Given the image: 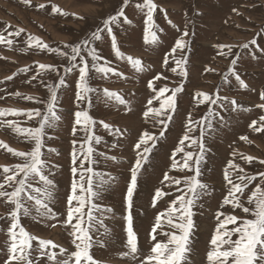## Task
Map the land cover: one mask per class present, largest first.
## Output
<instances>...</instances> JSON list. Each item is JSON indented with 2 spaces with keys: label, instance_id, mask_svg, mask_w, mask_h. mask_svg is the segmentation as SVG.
Returning <instances> with one entry per match:
<instances>
[{
  "label": "rangeland",
  "instance_id": "rangeland-1",
  "mask_svg": "<svg viewBox=\"0 0 264 264\" xmlns=\"http://www.w3.org/2000/svg\"><path fill=\"white\" fill-rule=\"evenodd\" d=\"M154 2L158 5L154 13L158 44L144 43V17L135 8L136 0H132L131 6L125 9L131 23L113 26L121 51L133 58L141 59L145 71L136 73L126 61H117L111 51L110 38L107 36L100 41H93L91 45L97 49L100 56L111 62L112 67L123 72V78L110 75L108 79H102L93 73L95 78L90 81V86L100 89L101 92L107 88L119 93L128 102L129 111L123 105H116L114 101L106 104L102 97L97 99L96 94H89L92 98L90 107L87 101L78 102L76 81L79 73L78 70L64 73V68L69 66L67 57L59 56L55 52L25 50V41L30 34L52 48L70 51L64 46L89 39L101 21L115 14L121 7L122 0H31V6H25L21 0H0V31L7 35L6 28L8 31L18 28L25 30L19 37H13L14 45L11 48L0 45V97H3L0 99V108L21 110L39 108L43 111L49 96L44 85H55L60 77H64L66 82V86L57 90V111L61 120L54 130H47V135L52 138H45L44 149V158L57 166L50 177L56 186L55 199L50 206L58 214V220L46 221L35 215L21 217V224L27 232L74 250L69 235L70 229L66 230L61 223L66 216V196L73 179L70 171L72 141L73 139L79 141L83 137L82 132H78L75 137L72 135L73 113L78 107H88L90 115L97 122L104 121L123 132V135H110L99 123L94 129L95 134L102 137L101 143L94 146L96 149L94 159L97 161L94 168L115 177L114 182L97 201L102 206L112 209L105 220L109 231L107 246H95L91 250V254L100 264H139V260L133 261L119 255L127 250L124 247L126 225L123 217L128 214V209L124 197L131 178L130 167L135 161L133 150L135 142L145 130L159 135L158 129L153 128L150 121L146 123L142 115L148 99L154 95L147 86L148 82L158 74L160 79L153 80L157 90L165 86L171 89L182 84L183 91L176 97V107L171 112L173 118L168 122L164 137L158 139L154 151L150 154V161L138 174L137 187L133 193V207L130 211L140 249V259L147 255L152 246L153 241L149 233L155 216L164 211L177 194L173 191L171 195L158 200L156 207L151 205L155 190L158 187L164 188L160 182L163 174L169 171L171 163L169 157L185 132L188 114H192L193 120H199L207 111V104L197 106L194 99L197 92L212 95L219 91L220 96H226L229 100L235 99L240 108L231 111L229 104V110L221 113L224 117V126L221 127L218 121L214 122L216 131L205 136L204 160L200 168L201 179L209 186L210 194L203 197L193 209L195 227L190 235L191 251L187 264H207L206 253L216 226L214 216L227 194L223 170L228 160L233 159L249 174L264 171V165L258 163L259 160H264V133H256L249 128L253 120L259 121V117L264 115V110L257 107L258 104L264 103L260 100V93L264 91V53L258 50L264 49V0H154ZM40 4H44L45 8H39ZM52 5L59 6L69 15H52ZM233 9L237 11L233 12ZM197 12L199 15H196ZM186 23L190 31V36L185 38L188 40V47L184 53L178 51L176 56L187 57L185 65L187 75L180 77L171 71V68L176 67L174 61L170 58L165 65L164 57L180 37ZM9 25L11 28H8ZM254 38L257 40L258 48L257 45H250L248 50L240 47ZM217 45L232 46L233 52L238 54L236 70L247 88H240L234 78H231L230 84L224 82L222 74L227 71L230 61L237 57L219 56ZM252 50H255V59L250 54ZM83 55L87 57V53ZM88 59L90 61V57ZM38 63L54 65L58 72H49L43 83L39 79L31 81ZM26 67L30 71H21ZM206 68L211 71H205ZM10 76L12 79H7ZM17 92L21 97L32 95L44 103L26 101L12 95ZM165 95H170V92ZM153 106L159 107V102L154 100ZM5 119L18 120L24 127L36 126L35 121L23 123L25 117L9 116ZM192 135L199 136V132ZM241 136H247L248 141H241L239 139ZM0 142L17 151H28L31 147L30 143L5 128H0ZM76 147L79 149V144ZM48 148L55 149V152L48 153ZM234 150L239 154L236 157L232 156ZM100 153L116 159H105V156L99 155ZM240 155L256 159L252 164H246ZM181 156L182 154H178L177 159L179 160ZM19 162L21 161L18 158L0 149V166H12ZM169 174L181 177L190 173L172 171ZM254 186L255 184L251 185L250 189ZM164 190L168 191L167 188ZM220 210L226 214L244 216L240 210L233 211L230 206ZM7 212L5 205L0 203V216H6ZM54 223L56 227L51 226ZM7 227V221L0 219V264H4L7 258L5 250ZM164 230L169 231L167 228ZM165 239L162 235L157 236V240ZM42 264H47V261H43Z\"/></svg>",
  "mask_w": 264,
  "mask_h": 264
},
{
  "label": "snow or ice",
  "instance_id": "snow-or-ice-1",
  "mask_svg": "<svg viewBox=\"0 0 264 264\" xmlns=\"http://www.w3.org/2000/svg\"><path fill=\"white\" fill-rule=\"evenodd\" d=\"M21 2L25 6H31V0H21ZM131 3L132 0H122L121 7L115 14L104 18L89 39L64 46L70 51L52 48L40 38L30 34L25 41V50L55 52L59 56L67 57L69 66L64 68V73L68 74L74 70H78L79 73L76 81V100L78 102L87 101L90 107L92 98L89 94H96V98L101 99L102 97L106 104L114 101L116 105H123L130 111L128 102L119 93L107 88L101 92L100 89L91 87L90 81L95 78L93 73L102 79H108L110 75L123 78V72L112 67L111 62L100 56L97 49L91 46L93 41H100L105 36L110 38L111 51L117 61H126L136 73L145 71L141 59L133 58L121 51L114 34L113 26L118 27L122 23H131L125 12ZM38 7L45 8V5L40 4ZM135 8L144 17V43L147 45L158 44V29L154 21V13L158 5L154 0H136ZM232 11L236 12L237 10L233 9ZM51 14L69 15L57 5H52ZM72 15L75 16V14ZM196 15H199V12ZM169 24H171L170 20ZM172 26L175 27V25ZM8 28L11 26L9 25ZM5 31L7 35L4 31H0V45L11 48L14 45L13 37H19L25 30L18 28L8 31L6 28ZM189 36L190 31L186 23L180 37L176 39L170 52L164 57L165 65L168 64L170 58L174 61L176 67L171 68V71L180 77L187 75L185 67L187 57L181 55L180 58H177L176 54L178 51L184 53L187 49L188 40L185 38ZM250 45H257V40L254 38L240 47L248 50ZM216 47L218 55L221 57H237L230 61L227 71L222 74L224 82L230 84L231 78H234L240 88H247L236 70L239 57L237 53L233 52L232 46L217 45ZM258 50L264 53V49L258 48ZM83 53H87V57ZM250 54L254 59L256 58L255 50L250 51ZM88 57H90V61ZM21 71H30V69L26 67ZM205 71H211V69L206 68ZM49 72H58V69L54 65L38 63L35 74L31 76V81L39 79L43 83L44 77ZM7 79L10 80L12 77ZM159 79V74L153 78V80ZM153 80H150L147 86L154 95L148 99L142 115L146 123L150 121L152 127L158 129L159 135L145 130L139 135L133 146L135 161L130 167L131 178L124 197L128 209V214L123 217L126 225L124 247L127 250L119 255L121 258H129L133 261L139 260V264H187L191 251L190 235L195 227L193 209L203 197L210 194L209 186L201 179L200 168L201 162L204 160L205 136L216 131L214 122L218 121L221 127L224 126V117L221 113L229 110V104L231 111H237L240 106L235 99L229 100L226 96H220L219 91L212 95L203 92L195 94L194 99L197 106L207 104V111L199 120H193L192 114H188L185 132L169 157L171 161L169 171L163 174V179L160 182L168 191L158 187L152 197L151 205L156 207L158 200L171 195L173 191L177 194L169 202L167 208L155 216L149 233L150 239L153 241L152 246L147 255L140 259V249L136 233L133 230V217L130 211L133 207V193L137 187L138 174L150 161V154L154 151L158 139L164 137L168 122L173 118L171 112L176 107V97L183 91L182 84L171 89L165 86L157 90ZM44 86L47 87L49 96L43 111L39 108L28 110L0 108V128L10 130L31 144L28 151H17L0 142V149L6 150L21 161L12 166H0V203H3L8 209L6 216H0V219H5L8 223L5 244L7 258L4 260V264H42L45 260L47 264H100L91 254V250L95 246H107L109 231L105 220L112 209L102 206L97 201L106 188L114 182L115 177L110 173L96 171L94 168V164L97 162L94 159L96 153L94 146L99 145L102 140L101 136L95 134L94 129L99 123L110 135H123V132L104 121L97 122L90 115L88 107H78V110L73 113L72 135L75 137L78 132H82L83 137L79 141L76 139L72 141L70 171L73 179L66 196V216L63 217L61 223V226L66 230L70 229L69 235L72 238L71 244L74 250L57 245L51 240L36 237L27 232L21 224V217L32 215L46 221L58 220V214L50 206L55 199L56 187L50 177L54 174L53 169L57 166L44 158V149L46 147L45 138H52L47 135V130H54L61 120L57 111V90L66 86L65 78L60 77L59 82L55 85L45 84ZM169 92L170 95L166 96L165 94ZM12 95L34 103H44L32 95L21 97L18 92ZM154 100L159 102V107L153 106ZM260 100L264 101V91L260 93ZM257 107L264 110V103L258 104ZM9 116L25 117L23 123L35 121L36 126H21V122L18 120L5 119ZM249 128L253 132L264 133V115L259 117V121L253 120L249 124ZM194 132H199V136H193ZM239 139L248 141L247 136H241ZM77 144H79V149L76 147ZM47 152L53 153L55 149L48 148ZM178 154H182L179 160L177 159ZM99 155L105 156L104 153ZM237 155L239 154L234 150L232 156L236 157ZM240 158L246 164H252L256 159L247 155H240ZM105 159L115 160L116 158L105 156ZM258 163L264 165V160H259ZM172 171L179 173L187 171L190 174L175 177L169 174ZM223 179L227 187V194L223 197L220 208L214 216L216 226L209 241V250L206 253L207 264H264V171L249 174L233 159H230L223 170ZM253 184L255 186L250 189ZM225 206H230L233 211L240 210L244 216L226 214L220 210ZM51 226L56 227L57 225L54 223ZM165 228L169 231H165ZM158 235H162L166 239L157 240ZM55 249L59 251H54Z\"/></svg>",
  "mask_w": 264,
  "mask_h": 264
},
{
  "label": "bare ground",
  "instance_id": "bare-ground-1",
  "mask_svg": "<svg viewBox=\"0 0 264 264\" xmlns=\"http://www.w3.org/2000/svg\"><path fill=\"white\" fill-rule=\"evenodd\" d=\"M221 188V187H220Z\"/></svg>",
  "mask_w": 264,
  "mask_h": 264
}]
</instances>
